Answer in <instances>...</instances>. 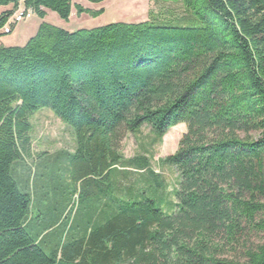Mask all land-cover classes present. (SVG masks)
Instances as JSON below:
<instances>
[{"label":"trees","instance_id":"16d2710c","mask_svg":"<svg viewBox=\"0 0 264 264\" xmlns=\"http://www.w3.org/2000/svg\"><path fill=\"white\" fill-rule=\"evenodd\" d=\"M152 1L187 25L43 23L24 46L0 44V264H264V0ZM20 6L68 22L73 0H0V30ZM44 109L72 128L73 151L36 157ZM179 125L161 160L179 176L168 214L151 162ZM145 127L144 154L126 159ZM42 156L56 164L35 169Z\"/></svg>","mask_w":264,"mask_h":264},{"label":"rangeland","instance_id":"374dc122","mask_svg":"<svg viewBox=\"0 0 264 264\" xmlns=\"http://www.w3.org/2000/svg\"><path fill=\"white\" fill-rule=\"evenodd\" d=\"M73 3L74 5L85 6L87 9L90 8V10L93 11L103 10L105 13L98 18H93L88 15L80 18L75 9L71 22H66L56 13L49 12L50 16L47 22L69 32L102 27L113 23H141L154 21L156 23L167 22L166 24L171 26L187 25L176 22L178 20H184L186 14L180 6L174 4H157L152 0H107L99 5L91 4L87 0H73ZM39 23L40 20L37 16H34L29 21L20 23L12 34L3 36L0 39V43L4 42L6 45H10L11 41H14L16 37L20 36L24 28L31 27L30 25H32L35 32V28ZM13 44H15L14 47H17L19 46L18 44L21 43ZM31 121L34 125L32 136L35 154H37L36 157L43 152L53 155L60 150L73 151L76 148V138L72 128L63 124L50 110L44 109L37 112L35 116L32 117ZM150 132V129L145 127L138 135L128 136L122 145L123 156L126 159H131L144 154V150L151 140ZM186 132L187 128L185 125L172 128L164 137L162 144H159L153 150L154 159L151 162V168L154 173L160 177L159 186L162 187V189L160 188L158 192L153 193L151 197L156 201L157 207L168 214L176 212L174 211V205L177 200L174 198V192L178 189L179 176L176 170L163 165L161 160H165L169 156L175 154L179 142ZM38 161V164L34 167L37 170H39V166H43L45 163H47V166L56 164V160L52 158V156L49 158H47V156H42ZM31 162L32 161H29V163ZM55 173H57V170ZM133 173V176H131L132 182L138 180L140 177V180L143 179L142 176H140L141 174L136 171ZM143 175V177L147 176V174ZM146 187L147 186H144V188ZM78 201L79 198L75 197L73 206L76 207Z\"/></svg>","mask_w":264,"mask_h":264},{"label":"crops","instance_id":"0c3cea01","mask_svg":"<svg viewBox=\"0 0 264 264\" xmlns=\"http://www.w3.org/2000/svg\"><path fill=\"white\" fill-rule=\"evenodd\" d=\"M84 8L87 9V7H85V6H84ZM10 9H11V7L0 8V15H1L2 13H4L5 11L10 10ZM89 9H90V8H89ZM74 13H75V5H74V3H73L72 15H71V17H70V19H69L68 22H71ZM49 16H50L49 11H46V18H45L44 20L39 19V20H40V23H39V24L37 25V27L35 28V32H34V29H33L32 25H30L31 27L24 28V29L21 31L20 36H19V37H16V39H14V41H11V42H10V43H11L10 45H6L4 42H1L0 44L3 45V46H5V47H14L15 44H13V43H21V44H18L19 46H17V47H21V46L26 45V43H27L31 38H33V37L37 34L39 27H40L43 23H48V24H50L49 22H47V19H48ZM84 16H85V14H84V15H81L80 18H82V17H84ZM35 17H36V16H35ZM54 18H55V17H54ZM56 20H57V19H56ZM56 20H55V21H56ZM51 25H53V24H51Z\"/></svg>","mask_w":264,"mask_h":264},{"label":"built area","instance_id":"2783aa9c","mask_svg":"<svg viewBox=\"0 0 264 264\" xmlns=\"http://www.w3.org/2000/svg\"><path fill=\"white\" fill-rule=\"evenodd\" d=\"M35 14L32 11L25 10L22 6L11 16L3 27L0 30V39L3 36H7L13 33L14 29L22 22L31 20Z\"/></svg>","mask_w":264,"mask_h":264},{"label":"bare ground","instance_id":"6f19581e","mask_svg":"<svg viewBox=\"0 0 264 264\" xmlns=\"http://www.w3.org/2000/svg\"><path fill=\"white\" fill-rule=\"evenodd\" d=\"M21 7V6H20ZM19 9V8H18Z\"/></svg>","mask_w":264,"mask_h":264}]
</instances>
